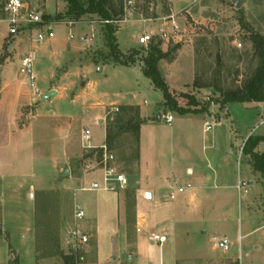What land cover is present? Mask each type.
Listing matches in <instances>:
<instances>
[{"label":"rangeland","instance_id":"374dc122","mask_svg":"<svg viewBox=\"0 0 264 264\" xmlns=\"http://www.w3.org/2000/svg\"><path fill=\"white\" fill-rule=\"evenodd\" d=\"M125 1L122 5L128 22L120 25L117 35L119 53L127 57L138 50L136 59H141L147 55L148 45H140L138 36L152 33L155 37L161 30L166 31L168 39L152 40L161 51H169L158 63L160 76L168 87L175 88L176 96L180 95L179 106L187 107L182 95H189L195 103L190 109L199 112L182 115L165 107L163 102L158 104L156 95L148 92L131 99L128 95L136 90L141 92L148 79L129 74L124 67L101 78L94 69L116 65L109 56L104 23L84 17L70 27L69 19L64 17L67 4L63 0H26L42 17L60 19L53 20V38L40 45L33 42L29 33L20 32L17 36L7 35L0 47V67L6 62L15 75L18 60L25 54L32 56L35 83L41 96L34 94L31 102L21 108V122L31 116L29 121L36 123V132L46 140L37 141L42 155L60 156L63 158L60 168L83 176L98 173L99 169L97 155L91 152L93 148H87L81 141L82 132L90 127L92 134L97 133L101 138L102 126H97L104 123L114 127L113 108H118L120 125L130 121L127 130L118 133L116 127L112 129L117 134L112 139L111 150L113 166L126 179L121 189L122 214L127 221L125 231L130 234L138 221L139 225L144 222L149 225L150 236L157 235L155 230L164 224L172 204L200 187L203 208L196 209L194 198L188 202L191 219L196 222L187 231L184 226L179 227L176 264H239L236 242L240 236H243L241 264H264V176L252 169L250 156L242 150L248 137H264V124H260L264 120V101L239 107L231 104L236 105L231 114L224 110L229 104L219 103L224 93L239 89L254 73L257 59L249 39L255 33L264 37V0H197L178 13L171 10L172 0H132L134 5L126 9ZM173 1L182 7L193 0ZM112 2L118 6V0ZM6 17L4 0H0V20ZM0 30H8L7 24L0 23ZM10 45H13L11 49ZM125 67L139 68L142 72L143 63L136 60ZM51 73L54 76L47 80ZM86 76L99 86H87ZM54 87L59 95L48 97L50 92H55ZM155 92L162 97L159 90ZM113 101L138 103L146 119L140 129L142 161L151 182L161 189L156 199L146 205L136 203L140 162L133 113L123 112L118 105H107ZM100 107L102 121L98 124L96 110ZM165 114L175 121L165 124L158 119ZM184 116L196 117L201 122L192 129L174 131L176 119ZM202 123L211 129L201 132ZM55 136L62 141H51ZM255 151H264V145L259 144ZM85 156L89 159L84 160ZM188 166L193 170L191 175L186 172ZM46 170L49 174L50 168ZM216 170L217 183L207 179L204 187L199 173L212 174ZM239 181L245 184L240 190L235 187ZM54 182L48 176L47 184L52 189L44 196H36L34 202L26 187L16 193L9 187L4 189L3 211L0 206V264H64L63 254L75 255L81 262L92 251L90 243L75 253L69 248L67 236L74 227L76 209L72 208L71 199L63 198L61 188L55 187ZM187 185L193 189H185L173 200L168 197L170 186ZM186 211L180 210L181 214ZM82 222H79L81 228ZM255 228L261 230L251 232ZM222 237L228 238L232 245L227 253L214 247V239Z\"/></svg>","mask_w":264,"mask_h":264},{"label":"crops","instance_id":"0c3cea01","mask_svg":"<svg viewBox=\"0 0 264 264\" xmlns=\"http://www.w3.org/2000/svg\"><path fill=\"white\" fill-rule=\"evenodd\" d=\"M196 1L197 0L189 1L182 7H177L175 5V2L172 0L171 10L175 13H178L182 10H186L187 7H190V5L192 3H195ZM125 22H128L127 18L122 23ZM0 23L5 24V19L2 21L0 20ZM132 23L139 24V22ZM1 30L0 47L2 49L4 39L8 35V30H4V32H2ZM120 31L121 28H119V30L115 33L116 41L117 35ZM134 34L137 36L136 32H134ZM12 44L14 45V42ZM13 45H10L9 48L11 49ZM119 67L127 68L126 72H128L129 74L135 73L137 77L141 76L144 79H147L143 76L140 69L135 67H125L116 64L104 65L99 67L97 66L94 67V69L101 76V78H107L108 73L113 74V70H120ZM16 72V75L13 74L10 66L6 62H4V64L0 67L1 211H3L4 189L6 187H9V189L11 188L13 190V193H16L20 189L26 187L29 198L34 202L36 196L37 198L39 194H42L44 196L48 191L52 189L51 186L47 184V177L52 176L53 179H55V187L61 188V194L63 195V198L66 197L69 200L71 199L73 203L72 208L76 209L77 207H79L84 213V218L82 220V229L88 234L89 243L90 245H92L93 249L91 252L86 253L87 256H85V260L78 262L77 264H176L178 257V248L175 242L177 233L180 226H184L183 229L187 231L188 227L195 225L196 221L191 219L192 208L190 207L188 202H190L194 198V205L196 206V209L201 210L203 208V201L200 195L202 192L200 190L201 188L199 187L197 189H193L190 186V189L192 188L193 190L191 192H188L185 196L172 204V209L170 210L167 219L164 221V224L159 229L155 230L157 231V235L159 236H166L167 234L166 241L162 245H159L156 241L152 240L150 236L152 230L145 222L139 225V222L137 221L136 225L133 226L129 234L127 230L125 231L124 229L127 225V221L122 214V188H119L118 185H116V189L114 191H105L101 188L103 185V174L101 171H99L100 173L93 172L87 175L79 176L78 174H73L72 172H70V170L68 171L66 169L60 168V164L63 162V158H61L60 156L47 158L46 156L42 155L40 142L38 143L37 141L46 140L45 138L40 136V133L36 132V123H34L33 120L29 121V119L32 118L31 116H28L27 119L23 120V122H21L20 120L21 108L31 102L34 94L30 90L27 81L18 74V66ZM52 73L47 80H50L51 76H54L52 75ZM85 80L87 81V86L93 84L95 86H99L96 82L91 81V79L87 76L85 77ZM169 88L170 90L175 89H172V87ZM53 91L56 92L55 94L59 95V92L55 89V87ZM155 91H157V89H155L150 84V81H148L146 84L143 83V90L141 92L139 90H136L134 93H130L128 97H130L131 99H135L137 96L143 95L145 94V92H148L153 96L156 95V97L158 98L157 103L161 104L163 102V97L160 98V96ZM49 92L50 91H47V93ZM104 93L108 97L107 93ZM107 105H118L121 107L136 106L139 109V116L142 120V123L139 126L138 138V155L140 167L139 179L136 182L135 193L137 205H146L147 202L156 199V194H160L161 189L159 185L155 186L153 182H151V179L149 177L150 175L145 170L144 163L142 161V141L140 137V129L146 121L145 117L142 115V108L138 103L135 102L120 104L119 102L113 101L108 103ZM235 106L236 105L229 104L224 110L226 112L228 111L229 113ZM237 106L239 107L240 104ZM102 109L103 108L100 107L96 110V116L98 114V117L96 119L98 124L102 121L101 117H99ZM173 121H175L174 118L171 124L173 123ZM198 122L201 121L196 117L184 116L182 118L176 119V125L175 127H173V130L175 131L180 128L192 129L193 127H197ZM100 126H102L101 138L97 135V133L93 135L90 127L87 128L90 137L89 146L92 148H101L104 146L106 126H104V123H100L97 127ZM199 127L201 128V132H206L203 123ZM51 141L62 140L61 137L55 136ZM81 141H83L82 135ZM229 146H231L232 148L233 144H230ZM47 167L50 168V171H48L49 174H47ZM186 172L189 175L193 174V170L190 166L186 168ZM218 175L219 173L217 172V170L213 171L212 174L205 171L199 173V179H202V181H207V179L210 180L212 178V181H216L217 183L219 179ZM58 177H61V179L58 180ZM205 181L201 183L204 187L206 186ZM94 183H97L100 186V189L92 190L91 186ZM237 186L238 182L235 187L237 188ZM148 195H150V197H148ZM182 208H185L187 210L186 213L181 214L180 210ZM180 217L182 218V221H180ZM163 227L165 228L166 232L163 230ZM260 230L261 229L259 228H255L251 232ZM242 238L243 236H240L236 242L238 245V253L236 257L239 258V264H241V260L243 259V256L241 254ZM255 248L257 249L256 246ZM192 257H195V255H193ZM246 257L249 256L246 255Z\"/></svg>","mask_w":264,"mask_h":264},{"label":"trees","instance_id":"16d2710c","mask_svg":"<svg viewBox=\"0 0 264 264\" xmlns=\"http://www.w3.org/2000/svg\"><path fill=\"white\" fill-rule=\"evenodd\" d=\"M67 4L66 17L69 22L78 23L84 17H90L95 19L99 23L105 24L104 37L106 44L109 48V56L112 58L114 64H119L122 66H128L133 64L136 60L143 63L142 74L147 78L151 84L162 93L163 104L171 110L177 111L180 114H191L199 111L191 110L190 107L194 106V99L189 95H182V97L187 101V107L183 108L179 106L178 99L180 95L176 96L175 91L170 90L166 82L160 76L158 71V63L164 60L168 52H163L159 48V44H154L151 42L147 46V55L141 57V59H136L139 52L138 50H133L129 53L127 57L122 56L117 48L115 33L119 30V25H111L112 22H121L124 20V9L123 0H118V6H115L112 0H63ZM60 19V17H58ZM50 15L43 17L45 21H53L58 19ZM92 22L94 20H91ZM250 42L252 45L254 56L257 59V66L254 73L249 77L244 84L237 90L233 92H226L222 95V99L219 102L220 105L226 104H244V103H261L264 101V37L259 34H253L250 36ZM123 112L133 113L134 126L136 128V143L138 144L139 138V126L142 120L139 116V109L136 106H123L121 107ZM111 118L114 127L106 126L105 132V142L104 146L107 151L112 150V139L116 136V133H112V129L116 127L118 133L127 130L130 126V121L125 125H120L119 115L114 114ZM259 144L264 145V137L261 136H250L246 140L243 146V153L250 156L252 162V169L259 172L264 176V151L257 152L255 149ZM93 153L97 155V162L102 158V149L95 148ZM84 160H88L89 157L85 156ZM64 264H77L75 255H61Z\"/></svg>","mask_w":264,"mask_h":264},{"label":"built area","instance_id":"2783aa9c","mask_svg":"<svg viewBox=\"0 0 264 264\" xmlns=\"http://www.w3.org/2000/svg\"><path fill=\"white\" fill-rule=\"evenodd\" d=\"M125 5L126 9L127 7L133 6L134 2L132 0H126ZM4 12L7 15L5 22L8 26L9 36H17L20 32H26L32 36L33 42L37 45H40L41 43L53 38V27L55 25L54 21H45L42 17V14H40L36 8L26 4V0H4ZM123 21L112 22L111 24L120 26ZM106 23L107 22H104V24ZM72 25V22L68 23V26L72 27ZM172 29L173 32L176 31L175 26H173ZM69 37L71 38L72 35L70 34ZM155 37L166 40L169 38V35L166 31L161 30L160 33ZM155 37L152 35V33H143L140 34L137 39L140 45L147 46ZM18 74L27 81V84L33 94L40 98L41 93L35 83L36 77L34 74V64L31 54H25L19 59ZM113 111L116 114L119 112V109L113 108ZM158 117L165 124H171L173 120V117L170 114L160 115ZM260 124H264V120L261 121ZM210 129L211 126H205L206 132ZM82 140L86 143L87 148H92L89 146L90 137L88 130L82 132ZM101 149L102 158L97 162L98 169L103 174V185L101 188L105 191H114L116 189V185H118L119 188H124L126 185V179L123 175L119 174L116 168L113 166L112 162L114 157L112 153L107 151L105 146L101 147ZM244 185V183L239 182L237 188L240 189ZM187 188H190V186L170 187L168 197L173 200L178 193H182ZM91 189L97 190L100 189V186L97 183H94L92 184ZM83 218L84 213L79 207H77L74 212V227L67 236V244L73 253L77 252L81 246L88 245L89 243L88 234L79 226V222L82 221ZM151 238L159 245H162L166 241L165 235L159 236L154 234L151 236ZM231 246L232 245L230 241L226 238L215 239L214 247L224 253L229 252L231 250Z\"/></svg>","mask_w":264,"mask_h":264},{"label":"water","instance_id":"95a60500","mask_svg":"<svg viewBox=\"0 0 264 264\" xmlns=\"http://www.w3.org/2000/svg\"><path fill=\"white\" fill-rule=\"evenodd\" d=\"M239 5H237V7H238ZM55 95V92H50L49 94H48V97H51V96H54ZM158 119H159V117H158ZM66 174V173H65ZM148 197H150V195H148Z\"/></svg>","mask_w":264,"mask_h":264}]
</instances>
